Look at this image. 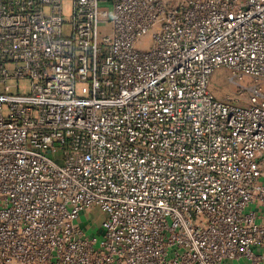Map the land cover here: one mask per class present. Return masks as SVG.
I'll return each instance as SVG.
<instances>
[{"label":"built area","instance_id":"2783aa9c","mask_svg":"<svg viewBox=\"0 0 264 264\" xmlns=\"http://www.w3.org/2000/svg\"><path fill=\"white\" fill-rule=\"evenodd\" d=\"M0 88V264H264V0H0Z\"/></svg>","mask_w":264,"mask_h":264},{"label":"rangeland","instance_id":"374dc122","mask_svg":"<svg viewBox=\"0 0 264 264\" xmlns=\"http://www.w3.org/2000/svg\"><path fill=\"white\" fill-rule=\"evenodd\" d=\"M64 33H66V28H64ZM228 71L219 68L217 69L214 74L212 75L211 79V90L214 93V95L220 99H226L227 97H234L237 102L239 103H245L246 99L245 96L243 95V92H239L236 90V88L228 83L225 79L224 76H228ZM242 81L244 83H249L250 79L249 78H243ZM1 89V88H0ZM88 84L87 83H77L75 87V92L76 95L78 96H86L88 95ZM99 217V212L97 210H90L81 213L80 216V223L83 225V227L87 230L88 235L95 236L97 237L98 240H100V235L97 233L98 229V219ZM91 225L88 227V225ZM96 224V226H92Z\"/></svg>","mask_w":264,"mask_h":264},{"label":"crops","instance_id":"0c3cea01","mask_svg":"<svg viewBox=\"0 0 264 264\" xmlns=\"http://www.w3.org/2000/svg\"><path fill=\"white\" fill-rule=\"evenodd\" d=\"M262 158H263V161H264V156Z\"/></svg>","mask_w":264,"mask_h":264}]
</instances>
